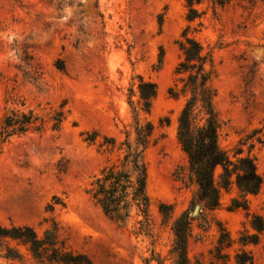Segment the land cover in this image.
Here are the masks:
<instances>
[{
    "label": "rangeland",
    "instance_id": "obj_1",
    "mask_svg": "<svg viewBox=\"0 0 264 264\" xmlns=\"http://www.w3.org/2000/svg\"><path fill=\"white\" fill-rule=\"evenodd\" d=\"M196 7L201 17L189 21L186 0H0V119L32 109L43 123L0 140L1 225L31 226L41 239L53 231L54 247L84 255L81 264H176L173 223L198 188L178 138L187 98L178 41L190 26L213 57L219 142L234 164L253 158L262 184L245 192L234 164L228 177L216 168L219 205L193 210L189 264H237L241 252L264 264V231L257 243L242 241L258 233L255 216L264 219V0ZM140 77L158 87L149 111ZM138 121L154 126L144 152L151 227L141 233L137 211L113 220L88 193L124 140L136 146ZM161 205L172 207L170 219ZM47 247L38 260L23 241L0 238V264H66L46 259Z\"/></svg>",
    "mask_w": 264,
    "mask_h": 264
},
{
    "label": "trees",
    "instance_id": "obj_2",
    "mask_svg": "<svg viewBox=\"0 0 264 264\" xmlns=\"http://www.w3.org/2000/svg\"><path fill=\"white\" fill-rule=\"evenodd\" d=\"M202 0H186L188 7L187 18L195 21L201 17L196 7ZM190 26L182 33L178 41L183 52V58L177 66L176 72L184 74L182 78V92L187 96L184 107L178 118V138L182 149L188 156V168L197 184V192L192 200L191 208L182 213L173 223L175 243L173 252L176 264H189V239L193 230L195 217L192 212L197 204L202 209H212L219 205L220 186L216 181L215 171L218 166L224 168V176L232 174L234 164L230 155L219 142L220 118L215 106L216 89L212 86L213 57L206 51L203 44L194 36L188 35ZM140 98L143 109L149 111L157 96L158 87L153 81L140 77ZM22 105L25 106L24 103ZM55 125L62 121L63 113H58ZM43 123L32 109L22 110L13 108L0 119V140H6L15 135H22L31 129H41ZM153 124L136 125V146L126 139L121 143L123 154L116 162L105 165L94 176L88 193L101 207L109 218L126 223L133 216L134 211L142 216L139 233L150 229V196L148 194V169L144 161V152L149 144V137L153 132ZM89 140L94 141L97 133L93 132ZM109 144L116 145V139H106ZM237 169V181L243 191L256 194L260 190L262 178L257 172L253 158L243 156L234 164ZM228 183V182H227ZM236 207L241 206L239 201ZM246 207V205H244ZM51 208H54L51 205ZM161 211L171 218L172 207L161 205ZM169 208V209H168ZM167 210V211H166ZM258 231L242 241L257 243L264 231V219L256 215L252 221ZM226 236V235H225ZM228 236V235H227ZM0 238L18 239L30 246L34 257L44 260L48 246H52V253L47 255L49 261L66 264H81L88 260L84 255H74L70 252H59L56 235L47 231L44 238H39L35 230L28 225L6 227L0 224ZM11 250V249H10ZM237 264H255L251 254L241 252L237 254Z\"/></svg>",
    "mask_w": 264,
    "mask_h": 264
},
{
    "label": "water",
    "instance_id": "obj_3",
    "mask_svg": "<svg viewBox=\"0 0 264 264\" xmlns=\"http://www.w3.org/2000/svg\"><path fill=\"white\" fill-rule=\"evenodd\" d=\"M199 210H200V205L197 204L196 207H195V209H194V212H193L194 215H197L199 213Z\"/></svg>",
    "mask_w": 264,
    "mask_h": 264
}]
</instances>
